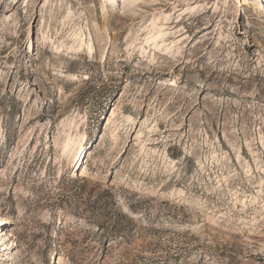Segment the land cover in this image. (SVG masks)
<instances>
[{"label": "rangeland", "instance_id": "1", "mask_svg": "<svg viewBox=\"0 0 264 264\" xmlns=\"http://www.w3.org/2000/svg\"><path fill=\"white\" fill-rule=\"evenodd\" d=\"M253 2L0 0V264H264Z\"/></svg>", "mask_w": 264, "mask_h": 264}, {"label": "bare ground", "instance_id": "2", "mask_svg": "<svg viewBox=\"0 0 264 264\" xmlns=\"http://www.w3.org/2000/svg\"><path fill=\"white\" fill-rule=\"evenodd\" d=\"M253 1H254V2H253V5H254L255 9H256L258 12L262 11V9H263V11H264V0H253ZM111 2H112L111 5H113V3L115 2V0H111ZM262 16L264 17V13H263ZM87 152H88V151L85 152L83 158L81 159V163L79 164L78 167H77V165H78V164H77L78 160H77V162H76V168H77V170L80 169V167L82 166V162H83V160H84V158H85ZM81 153H82V152H81ZM81 153H80V155H79V158H80V156H81ZM3 223H4V221H0V225H2ZM0 236H1V235H0ZM1 246H4V243H1Z\"/></svg>", "mask_w": 264, "mask_h": 264}]
</instances>
